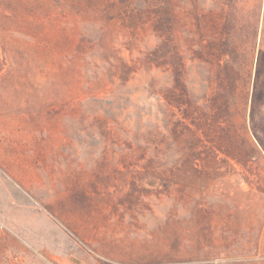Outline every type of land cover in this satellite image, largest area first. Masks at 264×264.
Masks as SVG:
<instances>
[{
	"label": "rangeland",
	"instance_id": "1",
	"mask_svg": "<svg viewBox=\"0 0 264 264\" xmlns=\"http://www.w3.org/2000/svg\"><path fill=\"white\" fill-rule=\"evenodd\" d=\"M0 264H264V0H0Z\"/></svg>",
	"mask_w": 264,
	"mask_h": 264
},
{
	"label": "trees",
	"instance_id": "2",
	"mask_svg": "<svg viewBox=\"0 0 264 264\" xmlns=\"http://www.w3.org/2000/svg\"><path fill=\"white\" fill-rule=\"evenodd\" d=\"M157 47H155L151 52L154 53L156 51ZM194 49L195 47H191L190 52L192 54H194ZM183 59V58H182ZM189 61L191 62V67L193 68V75L192 77H190V79H185V77H183V72H184V68L187 67L188 65H185V63H180L182 66V70H180L178 68V64L175 65V63L171 65V67L169 69H167L168 71V76H166V82H165V87L160 86L161 88H159L158 92L160 94H165L164 91H166V93L171 94V95H176V91L178 90V88L180 87V85H182V87H184V89H186L187 85H190V90L189 92H192L193 95V99L195 100V105L196 104H200V102H203L205 99V95L203 94L202 97H200V95H198L197 93V89L199 87V81L196 77V69L198 68L197 63H196V58L194 57V55H191V59H189ZM218 64H222L223 66L222 69L225 73V76L228 78L229 76V67L227 65V62L225 60H223L222 62H219ZM226 78V79H227ZM229 79V78H228ZM209 79H202L203 83H207ZM228 83H231V80H228ZM164 90V91H163ZM146 93V92H145ZM168 94L165 96V98L168 97Z\"/></svg>",
	"mask_w": 264,
	"mask_h": 264
}]
</instances>
